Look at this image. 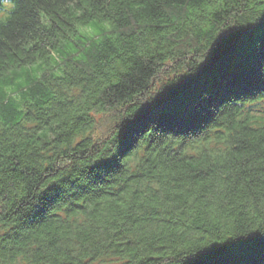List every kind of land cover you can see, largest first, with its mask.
<instances>
[{"label":"trees","instance_id":"obj_1","mask_svg":"<svg viewBox=\"0 0 264 264\" xmlns=\"http://www.w3.org/2000/svg\"><path fill=\"white\" fill-rule=\"evenodd\" d=\"M3 11L0 264H264V0Z\"/></svg>","mask_w":264,"mask_h":264},{"label":"rangeland","instance_id":"obj_2","mask_svg":"<svg viewBox=\"0 0 264 264\" xmlns=\"http://www.w3.org/2000/svg\"><path fill=\"white\" fill-rule=\"evenodd\" d=\"M6 10H8L7 7H6ZM6 16H7L6 11L1 12L0 21H3L6 18ZM224 33L225 32H222L221 38H223V36H225ZM224 39H226V38H224ZM194 48H197V47H196V45H194V43H192L191 46L187 49V52L185 51V60L182 63H185V61H187V60H188L187 61L188 64H196L198 62V60L201 58L202 54L194 52L193 51ZM203 59L204 58H202L201 61ZM200 62H198V63H200ZM177 64L178 65H183V64H181L179 62ZM166 68H168V70L166 69V70H162V72L160 71L161 72L160 75H158L154 79V80H156V79L160 80L157 83V85L155 86L156 89L161 88L162 85L164 83H166L165 82L166 80L170 79V81H171L173 79V78H169L168 76L173 72L175 67H171V65H168V66L166 65ZM166 71H168L166 73L167 75L169 74L168 76L165 74ZM164 76H167V78L164 77ZM100 116L101 115H99V117H97L98 124H97L96 131L94 133V136H95V138H101V139L105 138L106 139L112 134L113 130H115L119 124H118V121H117V117L107 116V117H102L101 118ZM116 263H118V261L117 260H113L112 258H106V259L97 260V261H94V262H87V264H116Z\"/></svg>","mask_w":264,"mask_h":264},{"label":"snow or ice","instance_id":"obj_3","mask_svg":"<svg viewBox=\"0 0 264 264\" xmlns=\"http://www.w3.org/2000/svg\"><path fill=\"white\" fill-rule=\"evenodd\" d=\"M0 83H2V81H0Z\"/></svg>","mask_w":264,"mask_h":264}]
</instances>
